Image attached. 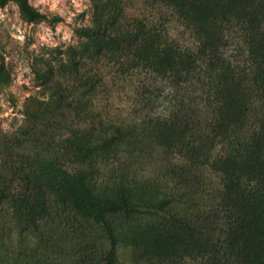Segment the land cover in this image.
Returning a JSON list of instances; mask_svg holds the SVG:
<instances>
[{
  "label": "trees",
  "instance_id": "16d2710c",
  "mask_svg": "<svg viewBox=\"0 0 264 264\" xmlns=\"http://www.w3.org/2000/svg\"><path fill=\"white\" fill-rule=\"evenodd\" d=\"M19 3L32 12L26 0ZM103 18L89 32L114 43L115 57L106 69L101 58H92L89 66L77 64L52 88L65 99L68 83L76 92L94 88V77L102 76L112 103L120 88L128 96L141 95L120 117L104 115L99 103L92 106L91 117L105 137L100 156L114 166L122 138L151 125L164 137L163 184L146 195L115 177L108 190L88 195L114 209L109 223L119 227L120 216L130 221L145 211L151 231L162 220L195 245L151 256L141 234L119 261L116 249L104 251L97 239L86 240L84 224L68 212L64 223L80 230L78 243L90 258L82 262L264 264V0H143L137 12L111 5ZM170 164L212 185L189 191L168 173ZM47 198L40 203L45 212L51 207ZM177 199L191 208L180 209L173 203ZM29 225L35 228V220Z\"/></svg>",
  "mask_w": 264,
  "mask_h": 264
},
{
  "label": "rangeland",
  "instance_id": "374dc122",
  "mask_svg": "<svg viewBox=\"0 0 264 264\" xmlns=\"http://www.w3.org/2000/svg\"><path fill=\"white\" fill-rule=\"evenodd\" d=\"M26 1L32 12L24 10L19 0H0V264L90 262L78 243L80 230L64 223L68 212L84 224L86 240L97 239L104 251L116 249L119 261L141 234L151 256H168L178 247L190 250L195 241L168 222L154 223L151 231L145 211L133 214L130 221L119 213V227L107 222L115 218L114 209L87 192L103 193L115 177L132 192L146 195L163 184L164 137L151 125L122 138L118 147L123 151L114 166L100 156L105 137L91 117L92 106L99 103L104 115L120 117L128 112L126 104L137 105L134 98L141 95L129 97L120 88L112 103L104 95L102 76L94 77V88L76 92L68 83L65 99L52 88L64 83L63 76L70 77L66 73L72 67L89 66L92 58H101L106 69L116 47L89 30L102 24L111 5L137 12L143 0ZM183 170L170 164L168 173L189 191L199 184L212 185L208 178ZM45 197L51 205L48 212L40 205ZM173 203L185 210L192 206L180 199ZM29 220H35V228Z\"/></svg>",
  "mask_w": 264,
  "mask_h": 264
}]
</instances>
